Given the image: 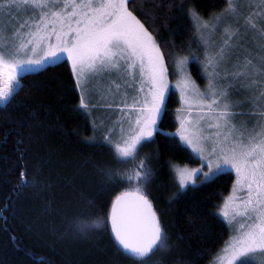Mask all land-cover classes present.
<instances>
[{"label":"trees","instance_id":"16d2710c","mask_svg":"<svg viewBox=\"0 0 264 264\" xmlns=\"http://www.w3.org/2000/svg\"><path fill=\"white\" fill-rule=\"evenodd\" d=\"M225 7L226 0H140L134 15L157 42L170 80L173 58L199 56L192 10L207 21ZM189 62V72L201 86L199 62ZM17 78L19 89L0 104V264L211 263L229 240L230 230L217 210L234 176L227 172L183 191L176 186L172 165L199 162L177 139L171 140L179 108L174 91L168 92L160 133L137 148L135 164H124L117 162L110 144L97 138L67 60ZM253 101L242 111L257 109L258 101ZM140 161L151 170L143 191L166 248L134 258L115 243L108 217L116 197L132 192L130 184L137 183L122 174L140 170ZM22 181L29 187L19 188Z\"/></svg>","mask_w":264,"mask_h":264},{"label":"snow or ice","instance_id":"6c2138e0","mask_svg":"<svg viewBox=\"0 0 264 264\" xmlns=\"http://www.w3.org/2000/svg\"><path fill=\"white\" fill-rule=\"evenodd\" d=\"M139 2L0 0V16L14 11L18 14L10 34L0 22V104L19 89L18 74L23 76L70 60L83 90L87 91L85 85L109 79L117 93L123 89L125 98L121 101V111L128 109L136 115L129 121L127 138L122 135L115 143V151L118 163L135 164L137 145L142 140L152 141L154 133H160L158 122L166 110L169 98L166 92L170 91L165 58L152 34L134 15ZM238 10L234 0H226V8L216 21L224 17L231 19ZM21 13L24 18H20ZM259 14L244 18L243 23L237 20L234 26L225 29L223 41L205 58L207 89L200 92L194 83L191 93L186 92L189 85L181 89L184 104L189 109L195 106L196 115L182 114L178 132L170 134L172 142L179 136L178 146L185 150L191 148L203 161L194 171L176 169L179 187L200 177L203 183H212L220 175L235 170L237 180L233 195L225 201L221 213L235 229L233 240L225 249L227 264H250L257 250L264 253V88L261 87L264 85V58L256 68L251 67V59L235 67L231 63L233 59L241 60L237 52L246 46L251 32L264 37V21L253 20V16ZM191 16L198 31L207 29L211 34L218 30L216 23H204L195 10ZM245 88L260 96V108L251 114L252 119L259 116L260 120L253 127L245 122L250 114L240 110L248 105H238L232 99L234 92L243 94ZM87 107L88 103L82 99L81 108ZM178 111L184 113L185 110ZM139 169L122 174V179L137 183L130 184L132 192L116 197L110 222L121 251L131 257L144 258L165 249L166 243L156 213L143 191L150 181L151 170L143 161L139 162ZM108 175L111 180L113 174ZM26 187L29 185L25 181L19 185V188ZM236 192L245 194L237 196ZM3 211L0 206V219H4Z\"/></svg>","mask_w":264,"mask_h":264},{"label":"rangeland","instance_id":"374dc122","mask_svg":"<svg viewBox=\"0 0 264 264\" xmlns=\"http://www.w3.org/2000/svg\"><path fill=\"white\" fill-rule=\"evenodd\" d=\"M234 3L238 4L239 10L238 12L232 16L231 19L228 17H224L220 21H216V18L221 15L222 12H224L225 8L218 14L210 18L209 20H203L204 23H207L209 25L216 23L218 26V30L209 33L207 29H200L197 30V27L195 25L194 19H193V25L194 29L196 30V40L198 43L197 51L199 53V56L195 55L194 58L197 62H199V73H201L203 83L201 86L197 84L192 76V74L189 72V64L190 60H195L193 56H177L172 59L173 63V74L174 79L170 80L168 70L166 72V80L168 84V88L170 91H174L176 93V96H178V109L175 112L174 119L176 120V129L175 132L177 133L179 130V124H180V117L182 114H186L187 112H191L193 116L196 115L198 109L193 106L192 108H188L184 101L181 98V89L185 88V85H189V87L186 89L187 93H191V84H195L196 88L199 89L200 92H204L207 89V78L204 74V62L206 55L208 52H210L213 48H215L218 44H220L225 36V29L230 26L232 23L234 26L237 22V20H240L241 23H243L244 18L249 17L250 15L254 13H260L259 15H254L253 20L254 22L257 21H264V0H234ZM17 13L14 11L12 13H5L3 16H0V22L3 23L5 26L6 31L10 34V30L13 27V25L17 22L14 18L17 17ZM20 18H24L23 13L19 14ZM259 27V24H258ZM201 32H203V37L201 36ZM26 38V37H22ZM155 40V39H154ZM157 43V42H156ZM158 45V44H157ZM245 45L243 47L239 48V51L237 52V55L241 57L240 61H237L233 59L231 61L232 66L235 67L237 64L240 63H246L247 59H251L253 61L251 67L256 68L259 63L261 62V58H264V37H260L258 32L253 31L250 33L249 38L247 41H245ZM159 47V46H158ZM161 51V50H160ZM162 53V52H161ZM163 54V53H162ZM192 55V54H191ZM67 60V59H66ZM69 63V66L72 68V64L70 60H67ZM181 61H185L183 64H181ZM166 67V66H165ZM167 69V68H166ZM73 70V68H72ZM227 71V69L225 70ZM74 73V70H73ZM75 77V75H74ZM76 78V77H75ZM77 89H79L80 93V100L84 99L88 103L89 107L84 108L85 111L90 114H92L94 120H91L94 124L95 132L97 133L96 136L99 138L101 142H105L109 144V140H111L113 143L110 144L115 151V143L119 142L121 139V136L123 135L125 138H127L130 128H129V121L134 120V117L136 113L130 112L128 109H124V111H121V108H123V104L121 101L125 98L123 89L120 90L119 93H117V90L115 88V84L112 82V80H103L99 83H93L91 85H85L87 88V91L83 90L79 84L80 81L77 80ZM262 88H264V85H261ZM169 91V92H170ZM241 96V98L238 96ZM168 95V92H166V96ZM103 96V99H102ZM233 102L241 105L246 104L248 101H252L257 99V109L252 108L247 113L250 114V116L246 119V123L249 127L255 126L257 121L260 120L259 116H256L255 119L251 118V114L253 113V110H259L260 108V96L258 92H255L251 89L245 88L243 89V94L240 92H234L232 94ZM131 103V101H129ZM184 109V113H182L181 110ZM243 107L240 109L242 111ZM246 113V112H244ZM89 114V115H90ZM134 127V124H133ZM209 132L214 131V129H208ZM172 133V134H173ZM155 134V133H154ZM154 136V135H153ZM176 139L179 141V136L176 137ZM145 141H141V144ZM137 145V148L141 145ZM122 146V145H121ZM189 152L195 157V159L199 162L197 166L189 167V166H179V165H172L171 172L173 175V180L176 186L179 187V177L176 172V169H188L189 171H194L195 169H198L201 167L203 161L198 159L196 157V154L192 153L191 148H187ZM205 171H208V169H205ZM233 174L234 181L233 186L228 193V196L224 198V200L219 204L217 215L222 219V221L227 225V227L230 230V236L227 243L221 248L219 254L211 261L210 264H227L228 261V253L225 251V249L229 246V242L233 240V237L235 235V229L232 224H230L223 216V206L225 201L228 199L229 196L233 195V189L236 185V173L235 170L228 171ZM227 173V172H226ZM203 183V177H200L199 180H196L193 178L191 181H187L185 186L183 188L179 187L180 191H183L189 186L199 185ZM244 192H236L235 195L237 196H243ZM239 203V201H237ZM231 214V212H230ZM239 220L240 218L237 217ZM254 259L250 262V264H264V253H261L260 250H257V253L252 254Z\"/></svg>","mask_w":264,"mask_h":264},{"label":"water","instance_id":"95a60500","mask_svg":"<svg viewBox=\"0 0 264 264\" xmlns=\"http://www.w3.org/2000/svg\"><path fill=\"white\" fill-rule=\"evenodd\" d=\"M127 192H131V191H127ZM123 194V193H122ZM122 194H120V195H122ZM119 195V196H120ZM114 203V202H113ZM151 203V202H150ZM112 206H113V204H112ZM112 206H111V208H110V213H109V217H108V222H109V227H110V233H112V236H113V239H114V234H113V232H112V230H111V222H110V214H111V210H112ZM152 210L154 211V209L152 208ZM155 212V211H154ZM157 216V215H156ZM114 241H115V239H114ZM115 243L118 245V242H116L115 241ZM118 247H120V248H122V246H119L118 245ZM126 254V253H125ZM128 255V254H127ZM135 258V257H134Z\"/></svg>","mask_w":264,"mask_h":264}]
</instances>
